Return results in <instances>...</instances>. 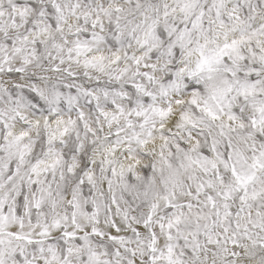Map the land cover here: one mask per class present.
<instances>
[{
	"label": "snow or ice",
	"instance_id": "snow-or-ice-1",
	"mask_svg": "<svg viewBox=\"0 0 264 264\" xmlns=\"http://www.w3.org/2000/svg\"><path fill=\"white\" fill-rule=\"evenodd\" d=\"M0 264H264V0H0Z\"/></svg>",
	"mask_w": 264,
	"mask_h": 264
}]
</instances>
